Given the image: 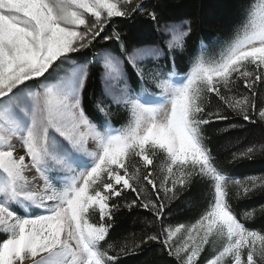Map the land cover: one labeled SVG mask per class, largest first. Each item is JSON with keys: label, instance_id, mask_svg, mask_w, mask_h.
Returning a JSON list of instances; mask_svg holds the SVG:
<instances>
[{"label": "snow or ice", "instance_id": "snow-or-ice-1", "mask_svg": "<svg viewBox=\"0 0 264 264\" xmlns=\"http://www.w3.org/2000/svg\"><path fill=\"white\" fill-rule=\"evenodd\" d=\"M148 7L141 0H0V233L5 234L0 264H116L119 254H109L112 246L101 247L121 207L115 198L130 190L136 198L124 207L140 206L160 219L164 201L175 199L177 188H186L194 177L211 181L213 199L187 229L186 242L175 248L171 243L184 225L164 228L144 242L163 244L179 264H198L205 246L221 239L223 246L206 264H264V234L241 223L229 202L230 184L239 187L237 195L248 196L264 191V176L241 181L225 175L214 163L203 128L228 119L220 108L207 107L212 94L244 121L255 123L253 115L264 121V107L257 113L253 99L257 85H264V0L248 5L217 57L207 56L202 46L179 80L172 79L174 73L157 79L145 71L143 62L162 54L157 47L135 48L123 59L106 53L104 79L115 89L109 93L113 102L127 109L128 123L98 125L85 113L87 64L75 54L98 39L114 38L123 49L119 33H102L114 18L145 14L156 21ZM167 30L168 51L182 53L190 22ZM125 63L139 79L152 77L159 94L130 91ZM240 80L251 96L232 95ZM97 107L109 115L108 108ZM255 151L249 147L239 156L250 158ZM158 154L166 173L159 187L152 168ZM142 168L155 199L141 183ZM33 169L43 181L39 190L26 175ZM33 209L42 211L31 215ZM93 213L98 223L90 222ZM254 214L255 209L244 213Z\"/></svg>", "mask_w": 264, "mask_h": 264}, {"label": "trees", "instance_id": "trees-1", "mask_svg": "<svg viewBox=\"0 0 264 264\" xmlns=\"http://www.w3.org/2000/svg\"><path fill=\"white\" fill-rule=\"evenodd\" d=\"M252 2L253 0H141L142 4L149 6L148 11L156 12V21L150 20L145 14L133 15L128 19L114 18L102 35L119 33L124 41L123 49L120 42L114 38L98 39L92 47L75 54L80 57L78 62H85L88 65V79L83 92L86 115L98 125L107 121L114 128H120L126 122L125 115L119 113L105 97L102 67L96 58L99 52L119 54L123 58L125 53L135 48L160 44L162 55L157 62L160 74L165 76L174 73L173 77L184 76L190 68L191 59L198 55L202 46H206L207 56L215 58L219 55L223 45L234 36L237 27L244 19L245 9ZM184 21L190 22L191 25L184 51L170 53L160 28L172 23L183 24ZM138 30H141V33ZM125 64L126 76L132 92H142L145 95L159 94L155 85L145 79H139L136 72L127 63ZM232 95L251 96V93L243 87V81L240 80L234 85ZM253 99L258 113L264 107V85H257ZM98 104L108 108L107 117L99 111ZM207 107L213 110L220 108L222 114L228 117L227 120L203 126L205 143L211 149L217 168L228 177L241 181L249 177L264 176V150H261V146H264V121H260L257 115H253L255 123L244 121L242 116L224 106L214 94L211 95V102ZM249 147L256 148L251 157H240L239 154ZM162 162H164L163 158L158 154L152 166L153 178L158 187L161 183ZM145 172L146 170L142 168L141 183L148 190V197L155 199L151 185L143 180ZM239 191L238 186L229 185V202L234 213L247 228L264 234V212L260 210L261 206H264V191L257 190L248 196L237 195ZM177 193L175 199L170 202L164 201L166 207L160 219H157L153 212L140 206L131 210L124 207L125 203H130L136 198L130 190H126L121 197L115 198L120 201L121 207L115 211L112 227L106 240L101 242V247L107 249L108 245L112 246L109 254H119L116 264H179L174 255H169L163 244L144 241L150 235H161L164 228H175L179 225L191 227L195 224L212 202L213 189L210 180L194 177L186 188H177ZM160 196L161 199L164 198L162 191ZM253 209H255L254 216L246 218L244 213ZM90 222L98 223V214H91ZM2 239L4 236L0 234V240ZM136 244L139 246L136 247ZM121 248L124 251H121ZM214 255L213 247L206 245L198 264H206V261Z\"/></svg>", "mask_w": 264, "mask_h": 264}, {"label": "rangeland", "instance_id": "rangeland-1", "mask_svg": "<svg viewBox=\"0 0 264 264\" xmlns=\"http://www.w3.org/2000/svg\"><path fill=\"white\" fill-rule=\"evenodd\" d=\"M180 24H182V23H172V24H168V25H163V26L160 28V31H161L162 37H163V39H164V41H165V43H166L167 46H168V41L170 40V33L168 32L167 29H168L170 26H172V25H180ZM139 31H140V33H141V30H138V32H139ZM142 33H143V32H142ZM150 46H151V47H157V48L160 49V44H155V45H150ZM143 47H147V46H143ZM132 51H133V50H132ZM132 51H130L129 53H131ZM106 53H108V52H106V51L99 52V53L97 54V57H96L97 60L99 61V63L101 64V67H102V84H103V91H104V94H105L106 99H107V100H108V101H109V102H110L115 108L118 109V112H119V113L121 112L122 114L125 115V117H126V122L123 123V124L121 125V127H122V126H124V125H126V124L128 123L127 109L124 108L122 105H118V104L114 103V102H113V96L109 94L110 92H114L115 89H113L112 86L110 85V83L106 82L105 79H104V74H103V58H104V56H105ZM111 54H113V53H111ZM113 55H115V56H120V57H121V55H119V54H113ZM161 55H162V54H161ZM161 55L159 56V58L161 57ZM121 58H122V57H121ZM159 58H157V59H149V60H146V61H144L143 64H142V66L145 68V71L147 72L148 70H151L152 73L156 74V78H157V79L163 77V76L160 74V72L158 71V69H157V62H158V59H159ZM122 59H123V58H122ZM125 70H126V64H125ZM184 76H185V75H184ZM184 76H182V77H178V78H172V79H173L174 81H176V80H179V79L183 78ZM145 80H147L148 82H150V84L155 85V87H156L155 80H154L152 77L146 75V76H145ZM121 83H123V82H121ZM127 84H128L129 90L131 91L130 83H129L128 80H127ZM156 88H157V87H156ZM157 89H158V88H157ZM159 92H160V90L158 89V93H159ZM121 127H120V128H121ZM50 135H56V134L50 130ZM57 138L60 139L58 136H57ZM13 143L16 144L17 149H20V152H21L20 154H23V148H22V146L20 145L19 141L14 139V140H13ZM90 147H93V145L90 144ZM18 151H19V150H18ZM17 153H18V152H17ZM85 159H89V160H90L89 157H85ZM165 174H166V173L162 171L161 176H160V177H161V178H160L161 181H162V179H163V177H164ZM26 175L29 177V180L31 181L30 186H36V190H39L40 188H42V186H43V181L40 180V179L37 177V174H36V172H35L34 169L28 171V172L26 173ZM33 178H35V179H33ZM12 207H15V206L13 205ZM18 210H19V209H18ZM18 210H17V211H18ZM41 211H42V210H40V209H33L32 212H31V215H37V214H40ZM18 212H19L20 215H24V214H25L23 211H20V210H19ZM188 228H190V227H185L184 229L181 230L180 233H177L176 236L173 238V240L171 241V243H172V245L174 246V248H175V247H178V246H182V245L186 242V236H187V229H188ZM0 234H2V235L5 237V234H3V233H0ZM193 235L195 236V233H193ZM214 239H215V238H214ZM223 243H224L223 240H221V239H215V242H214V243H210L209 245H210V247H213V249L215 250V254H216V252H218V251L221 249V247L223 246Z\"/></svg>", "mask_w": 264, "mask_h": 264}, {"label": "bare ground", "instance_id": "bare-ground-1", "mask_svg": "<svg viewBox=\"0 0 264 264\" xmlns=\"http://www.w3.org/2000/svg\"><path fill=\"white\" fill-rule=\"evenodd\" d=\"M19 150V151H18ZM17 152H18V154H20L21 152H20V149H17Z\"/></svg>", "mask_w": 264, "mask_h": 264}]
</instances>
